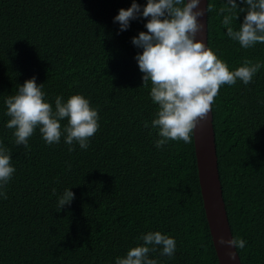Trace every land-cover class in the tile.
<instances>
[{
  "label": "trees",
  "instance_id": "trees-1",
  "mask_svg": "<svg viewBox=\"0 0 264 264\" xmlns=\"http://www.w3.org/2000/svg\"><path fill=\"white\" fill-rule=\"evenodd\" d=\"M132 3L0 0V142L16 169L7 199L0 196V264H116L155 231L176 240L171 258L160 247L149 253L157 264H219L193 134L189 144L155 146L159 130L151 121L159 106L151 82L142 86L136 56L143 49L132 42L147 31L148 18L131 20L124 31L114 22ZM209 4V48L230 70L246 60L264 65V44L244 49L227 36L219 11L226 0ZM245 15L233 20L234 31ZM32 77L54 111L57 96L67 102L75 94L98 110L100 127L87 149L66 144V133L49 145L39 126L27 149L16 146L5 101ZM213 113L229 220L234 237L246 241L238 250L242 264H264V67L248 85H223ZM61 125L63 131L68 119ZM66 189L74 199L57 211Z\"/></svg>",
  "mask_w": 264,
  "mask_h": 264
},
{
  "label": "clouds",
  "instance_id": "clouds-1",
  "mask_svg": "<svg viewBox=\"0 0 264 264\" xmlns=\"http://www.w3.org/2000/svg\"><path fill=\"white\" fill-rule=\"evenodd\" d=\"M245 7H239L237 0H226L220 8L226 34L238 41L241 47L249 49L256 44H264V0H241ZM201 0H147L146 6L133 0L131 7L119 10L114 22H119L120 31L127 30L130 21L148 18L147 31H141L132 38V42L143 52L136 59L140 71L144 74L142 86L152 84L150 95L158 104L156 118L151 127L158 129L157 148H163L168 141L191 143L194 130L208 120L215 97L223 85H235L242 81L245 85L252 82L256 73L264 67L260 62L246 60L243 66L230 70L228 64L198 40V33L204 30V24L198 19L205 11L200 7ZM246 12L239 30L234 31L233 20ZM43 84H37L32 77L20 86L18 93L6 101L7 115L11 117L6 127L14 129L16 146L28 148L29 138L39 126L44 141L59 143L65 135V143H79L81 149L89 147V140L98 131V110L91 107L89 99L81 94L72 95L67 102L62 96L55 98V111L51 103L46 102ZM68 119L63 128L61 121ZM148 128V122L144 123ZM69 147V151H74ZM10 150L0 142V196L7 199L6 185L12 179L16 169L11 163ZM55 194V190H53ZM75 193L66 189L59 197L57 211L70 205ZM142 244L132 247L125 257H118L116 264H157L149 258V253L160 247L161 254L171 258L176 251V240L160 231L143 234ZM219 245L243 249L246 241L242 238L226 239L220 236ZM235 259L237 252L228 254Z\"/></svg>",
  "mask_w": 264,
  "mask_h": 264
},
{
  "label": "water",
  "instance_id": "water-1",
  "mask_svg": "<svg viewBox=\"0 0 264 264\" xmlns=\"http://www.w3.org/2000/svg\"><path fill=\"white\" fill-rule=\"evenodd\" d=\"M209 0H201L200 7L207 9ZM204 24V30L198 33L197 39H202L209 47L208 11L198 18ZM195 153L198 168V177L206 212V218L210 227L213 243L217 252L219 264H242L239 252L235 248L221 246L219 237L226 239L234 237L228 216L226 202L223 193L222 181L219 171L216 132L214 126L213 105L208 120L193 132ZM236 251L233 260L229 252Z\"/></svg>",
  "mask_w": 264,
  "mask_h": 264
}]
</instances>
